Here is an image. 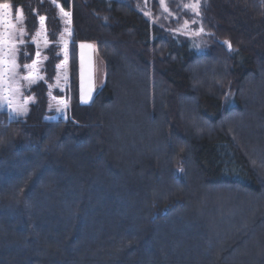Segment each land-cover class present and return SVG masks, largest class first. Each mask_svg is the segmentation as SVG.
I'll list each match as a JSON object with an SVG mask.
<instances>
[{"label": "trees", "instance_id": "obj_1", "mask_svg": "<svg viewBox=\"0 0 264 264\" xmlns=\"http://www.w3.org/2000/svg\"><path fill=\"white\" fill-rule=\"evenodd\" d=\"M4 3L47 46L28 114L0 110V264H264V0H207V38L121 0ZM61 37L68 107L47 116ZM81 42L105 68L86 105Z\"/></svg>", "mask_w": 264, "mask_h": 264}, {"label": "rangeland", "instance_id": "obj_2", "mask_svg": "<svg viewBox=\"0 0 264 264\" xmlns=\"http://www.w3.org/2000/svg\"><path fill=\"white\" fill-rule=\"evenodd\" d=\"M124 3L130 5L137 11H139L143 16L149 19L153 24L161 26L163 29L168 31H173L180 33L182 35L191 36V37H204L207 38L210 36L211 32L205 25V21L203 19V11L207 0H199V8L197 15V11H194L190 7H186V5L196 3L197 0H121ZM167 9V11L165 10ZM12 17V16H11ZM8 17L10 24L14 25V28L7 27L5 25L0 26V33H3V38H7V33L9 31H13L15 35L13 36V41L16 43V63L19 67L16 69L15 75L10 73L8 69L10 68V64L5 63L0 66V110L6 111L9 114V117L15 120L24 119V117L28 114L30 105L35 102V95L32 91L31 87L33 83H29V81L24 80V76L30 75L29 69L23 67L25 64H32L33 61H36V70L33 73L35 76V80L38 77L39 69L41 68L42 62L45 61L46 55L45 53V39H43V31L39 28L32 33L28 34L24 26L21 24L18 18L11 19ZM70 19V18H68ZM62 21L65 27H70V24L66 25L64 22V18L62 17ZM195 21V23H193ZM203 27L204 31L199 32V29ZM23 29L24 36L20 37L19 32ZM65 32V30H64ZM199 32V34H197ZM28 34V35H27ZM68 36V33L65 32V36ZM28 36V38H26ZM66 36V37H67ZM24 40V44H20V39ZM64 39V38H63ZM67 39V38H66ZM66 41V45L64 42L59 43L60 49L57 51V57L59 61L57 62V66L55 69V74L52 77V82L49 83L48 92H47V116H50V113H53L55 117H64L66 108L64 107L63 97L56 96L54 91L59 90L63 91L67 84L68 73H67V63L65 65V51L68 53V40ZM31 44L32 50L31 54H29L27 50V46ZM81 44H91L94 45L93 49H84L85 52V75L83 81V87L85 92L88 89V57H91L92 61V77L94 81V87L92 90V98L96 91L104 84L105 81V68L104 63L100 56L98 55L96 45L92 42H81L79 43L76 49V72H77V89H78V102L82 105H86L90 103L89 100L87 103H82L80 100L81 95V71H80V54H81ZM7 49H5L6 51ZM39 52V56L36 53ZM28 55L30 57H28ZM23 56V58H22ZM27 56V58H24ZM8 59L7 57L5 58ZM22 59V60H21ZM68 62V61H67ZM59 66V67H58ZM204 66H198V71L203 70ZM66 77V79H65ZM201 87V86H200ZM11 100L12 104L9 106L8 101ZM67 103V102H66ZM68 104V103H67ZM17 109L26 110V114H19ZM58 109H60L58 111ZM187 115V114H186ZM191 120V121H190ZM233 120V119H232ZM189 125L193 130H197L198 126H203V128H207V126L202 125L201 122L192 120L188 117ZM228 123V121H223L221 126L224 127ZM234 194V195H233ZM237 195V196H236ZM215 198H220L221 196L228 199L227 202H230V198L235 196L237 200L231 202H243L242 194L238 193L236 190L223 189L222 191L215 190L213 194H210ZM214 202V199H213ZM216 202V201H215ZM224 202V200L220 201Z\"/></svg>", "mask_w": 264, "mask_h": 264}, {"label": "snow or ice", "instance_id": "obj_3", "mask_svg": "<svg viewBox=\"0 0 264 264\" xmlns=\"http://www.w3.org/2000/svg\"><path fill=\"white\" fill-rule=\"evenodd\" d=\"M53 3H55V0H53ZM163 3V0H162ZM11 5L9 3H4V4H0V10H2V12H0V25H5L7 27L10 28H14L15 26L10 24L8 17L10 16V10H11ZM186 7H190L192 8L194 11H197V15L199 14L198 12V8H199V0H197L196 3H192L189 5H186ZM167 11V9H165ZM61 14L62 17L64 18V22L66 25L70 24V16L71 13L69 12H65L63 10V8H61ZM18 19L22 20L23 19V13L22 11H19ZM45 17L41 16L40 17V21L41 24H43ZM193 23H195V21H193ZM204 29L203 27H201L199 29V32H203ZM65 32L68 33L69 36H71V29L70 27H65ZM199 32L197 34H199ZM15 35V33L13 31H9L7 33V38L4 39L3 33H0V66H2L5 63L10 64V68L8 69V71L10 73H12L13 75H15L16 73V69L19 67V65L16 63V52H17V48H16V43L13 41V36ZM20 37L24 36V31L23 29L20 30L19 32ZM61 42H64L66 45V41H64L63 37H61ZM19 43L22 45L24 44V40L21 38L19 40ZM228 44L229 49H231V44L228 43L227 41L225 42ZM45 46H47V41L45 39ZM81 48V54H80V71H81V95H80V100L82 103H87L89 100L92 99V90L94 87V81H93V77H92V61H91V57H88V89L87 92H85L84 87H83V81H84V75H85V52L84 49H93L94 45L91 44H81L80 45ZM5 49H7L5 51ZM37 56H39V52L36 53ZM8 58L7 60L5 58ZM36 61H33L32 64H25L23 65L24 68L29 69L30 71V75L28 76H24L23 79L29 81V83H35V76L33 75V73L36 70ZM67 63V52L65 51V65ZM59 67V66H58ZM40 79H43V77H40ZM66 79V77H65ZM9 106H11L12 101L9 100L8 101ZM64 107L67 108L68 104L65 102L64 103ZM60 109H58L59 111ZM19 114H26V110L23 109H17Z\"/></svg>", "mask_w": 264, "mask_h": 264}]
</instances>
